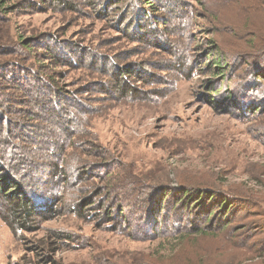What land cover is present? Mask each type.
I'll use <instances>...</instances> for the list:
<instances>
[{
    "label": "rangeland",
    "instance_id": "obj_1",
    "mask_svg": "<svg viewBox=\"0 0 264 264\" xmlns=\"http://www.w3.org/2000/svg\"><path fill=\"white\" fill-rule=\"evenodd\" d=\"M5 1L0 49L17 51L1 50L0 63L33 69L45 82L31 77L34 88L57 89L58 110L66 106L74 116L68 157L85 163L68 172L70 181L48 185L52 198L40 203L46 213L36 230L14 231L0 214V264L236 261L238 250L224 249V236L152 239L142 230L146 202L138 198L149 186L189 184L251 197L264 209V113L248 108L264 84L256 88L244 64L264 49V0H153L155 8L148 0ZM145 14L154 21L147 35L137 32ZM29 38L31 53L20 45ZM218 52L229 62L223 75L208 67ZM14 93L17 110L53 128L29 95ZM68 96L82 105L65 103ZM20 115L13 117L26 120ZM56 136L61 144V128ZM248 211L245 203L236 209Z\"/></svg>",
    "mask_w": 264,
    "mask_h": 264
},
{
    "label": "trees",
    "instance_id": "obj_2",
    "mask_svg": "<svg viewBox=\"0 0 264 264\" xmlns=\"http://www.w3.org/2000/svg\"><path fill=\"white\" fill-rule=\"evenodd\" d=\"M6 3L7 1L0 0V7L5 6ZM146 4L147 7L155 8L153 0H148ZM9 8L6 7L4 10ZM153 22L149 20L148 14H145V20L137 27V32L150 34L154 31L151 27ZM146 23H149L148 26ZM169 39L171 40V37ZM20 45L31 53L36 46L35 39L22 40ZM2 47L7 50L6 53L17 51L14 46ZM4 49H0V54ZM51 54L54 55L52 52ZM244 64L245 72L249 71L248 74L252 76L255 87L264 84V49L252 53L250 59L246 58ZM2 65L0 63V203L5 211H0V214L14 231L36 230L37 222L35 221L46 213L43 210L44 207L40 208L39 205L42 200L52 198L48 185L54 183L56 188L57 177V181L59 178L62 181H70L68 172L71 171L70 173L73 174L75 171L80 172L84 160L72 163L71 155L68 157L67 148L71 146L70 137L71 140L73 138L70 125L73 123L74 116L71 109L64 105L63 111L58 110L55 102L58 95L57 89L54 87L52 90L53 85L50 83L46 89L34 88L45 82L36 76L33 69L24 65ZM228 65L229 62L218 52L217 58L213 59L208 67L216 69L217 73L223 75ZM31 77L37 78L38 84L34 86L32 81L28 84ZM35 89L41 90L42 93H35ZM19 90L26 96H30L31 104L38 105L47 113L46 120L54 125L52 129L46 131L40 123H34L39 122V118L33 112H22L16 109L20 103L18 95L14 92ZM249 102L251 103L248 108L254 115L264 113V93L253 92ZM65 103H70L71 106L82 105L72 97H69ZM7 113L10 115L8 116ZM17 114L24 116L26 120H20V117L14 118L13 116ZM6 122L10 123V128L4 127ZM14 125L16 127H13ZM14 128H18L19 131L14 132ZM57 128H61L63 132L61 144L54 139V137L57 138ZM94 150L101 152L102 149ZM103 154L100 153V156ZM259 183L264 184V181ZM148 188L142 191L140 198H137L146 202L143 215L147 218V223L142 230L152 236V239L162 237L164 234L168 238L176 236L178 239L191 236L196 238L224 236L223 248L238 250V257L231 264H242L257 258L264 259V235L258 234V232H264V209H261L258 201H252L251 197L243 196L239 197L243 199H238L231 191L226 192L207 186L162 184ZM101 193L102 191L98 194ZM107 194L110 198L114 195L113 199H117L120 193L107 192ZM91 202L89 205L94 204L95 200ZM240 203L247 204L253 211L239 214L236 209ZM77 206V209H74L75 213L80 212L82 204L77 203ZM254 210H260L259 214H262V217L254 218L252 216ZM144 261L143 259L136 263L152 264ZM153 264H159V262H153Z\"/></svg>",
    "mask_w": 264,
    "mask_h": 264
}]
</instances>
